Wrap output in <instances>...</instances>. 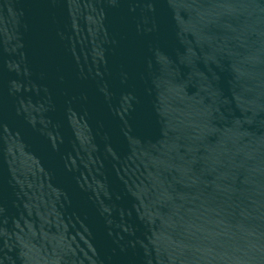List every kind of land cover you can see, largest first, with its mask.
I'll list each match as a JSON object with an SVG mask.
<instances>
[{"label":"water","instance_id":"obj_1","mask_svg":"<svg viewBox=\"0 0 264 264\" xmlns=\"http://www.w3.org/2000/svg\"><path fill=\"white\" fill-rule=\"evenodd\" d=\"M0 264H264V0H0Z\"/></svg>","mask_w":264,"mask_h":264}]
</instances>
